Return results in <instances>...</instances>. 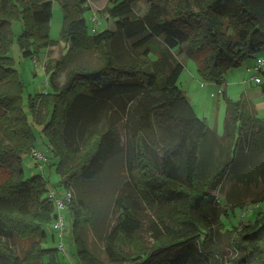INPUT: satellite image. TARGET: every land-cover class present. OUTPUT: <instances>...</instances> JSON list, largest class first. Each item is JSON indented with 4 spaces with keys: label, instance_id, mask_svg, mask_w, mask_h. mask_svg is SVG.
<instances>
[{
    "label": "trees",
    "instance_id": "16d2710c",
    "mask_svg": "<svg viewBox=\"0 0 264 264\" xmlns=\"http://www.w3.org/2000/svg\"><path fill=\"white\" fill-rule=\"evenodd\" d=\"M60 1L67 53L44 67L50 92L29 95L26 103V84L8 57L12 23L22 25V56L40 64V52L56 45L49 38L53 3L0 0V264H60L58 250L44 247L45 228L57 216L44 198L48 184L39 175L26 179L22 166L36 148L34 128L59 161L62 188L76 195L67 209L77 264H92L88 233L103 243L110 262L223 264L226 237L235 253L230 263L264 264V216L222 232L221 207L209 194L228 175L245 138L251 152L264 151V120L245 97L227 101L226 157L216 166L219 136L178 87L185 44L188 57L209 51L198 73L218 86L229 70L264 50V0H109L115 30L92 36L83 17L86 0ZM141 1L149 8L139 17ZM94 53L96 67L71 66ZM260 89L264 95V82ZM111 210L115 222L105 227ZM136 239L139 251H118Z\"/></svg>",
    "mask_w": 264,
    "mask_h": 264
},
{
    "label": "rangeland",
    "instance_id": "374dc122",
    "mask_svg": "<svg viewBox=\"0 0 264 264\" xmlns=\"http://www.w3.org/2000/svg\"><path fill=\"white\" fill-rule=\"evenodd\" d=\"M108 1L109 0H86L83 17L86 20V31L89 36L94 34V29H97V32L115 30L114 22L109 18L107 13V9L110 6ZM51 2L53 3V16L49 25V38L50 41L56 45L40 52L39 69L35 68L31 58H25L22 56L18 46V36L23 32L22 25L19 21H14L12 23L14 39L8 57L12 59L14 69L19 72L21 80L26 84L27 91L24 95L25 102L29 95H47L50 92V88H47L46 85L47 77L42 67L44 68L48 62L56 61L67 53V47L63 40L64 19L62 3L60 0H51ZM148 8L149 3L141 1L136 7V14L139 17H142L147 12ZM93 18H96L99 21V26L98 23L93 22ZM181 48L182 54L179 59L184 65V71L179 79L178 87L184 92L185 96L189 95V98L192 99L191 106L196 112L198 118L205 119L208 126L216 130L217 135L219 136L217 142L214 144L212 153L214 158H212V161L217 166L218 163L223 161L226 157V152L223 150L222 145L224 141L221 140V137L224 132L223 123L226 115L227 101L238 102L243 97H249L253 93H257V95L260 96V87L264 82V66L262 68V73L258 74L262 79L260 85L253 82V77H255L257 73H255L254 76V73H249L247 68L253 67L258 59H264V50L251 57L245 58L241 61L238 68L229 70L226 73L224 76V85L228 86V91L224 96L218 95L219 87H217L216 84L214 85L213 83L205 81L198 73V63L202 62L209 56V51L204 50L201 54L192 58L187 55L188 50H190L187 44L181 46ZM97 59L98 55L95 53L79 56L71 66L84 68L96 67ZM65 75V71L59 74L60 84L65 82ZM258 102H260V100L255 103ZM255 108L256 116L264 120V106L259 105ZM28 117L30 122H32L33 120L29 113ZM34 131L36 135L35 147L39 153L46 155V157L50 159V163L43 164L42 168H39L31 156H25L22 160L25 178L31 179V177L35 175L43 176L48 186H51L60 198L62 197L64 189L61 186V175L58 172L59 161L56 160L50 152L48 142L41 129L34 128ZM210 148L211 147L207 145L205 151ZM209 194L217 199L221 207L222 216L220 223L224 229L222 232L238 231L242 230L244 226L254 224L259 217L264 216V151L257 155L254 152H251L250 139L249 137L245 138L238 149L235 164L230 169L228 175L216 185L214 190L209 191ZM47 195L46 192L44 198H48ZM110 195H112V192H110ZM75 200L76 195L74 201ZM62 215L66 220V227L64 230L65 239L63 241L65 252L62 253L60 251L59 235L57 234L58 232L53 231L52 225L45 228L47 238L44 241V247L58 250L57 257L60 264H77L78 258L76 257V247L71 240L69 233L72 220L68 209L63 210ZM114 222L115 217L111 210L106 217L105 227L112 226ZM93 234H86L89 240V249L92 252V255L97 258L94 261L92 256V264L135 263L124 260L114 262L108 261L103 243L95 237V234ZM143 238L146 242H151V236L149 233H145ZM227 244H229L228 240L224 237L223 245L225 259L223 264H232L230 262L235 258V253ZM140 249L141 246L136 239L131 243L123 244L118 251L122 255H128L135 253Z\"/></svg>",
    "mask_w": 264,
    "mask_h": 264
},
{
    "label": "built area",
    "instance_id": "2783aa9c",
    "mask_svg": "<svg viewBox=\"0 0 264 264\" xmlns=\"http://www.w3.org/2000/svg\"><path fill=\"white\" fill-rule=\"evenodd\" d=\"M93 22L98 23V26L100 25L99 21L96 18H93ZM93 32L97 33V29H94ZM33 65L35 66L36 69L40 68V64L35 58L33 59ZM263 66H264V59H258L253 67H249L247 69L249 73H254V76L255 73H257V75L253 77V82H255L257 85H260L262 83V79L260 76H258V74L262 73ZM42 69L44 70L43 67ZM223 93H224L223 89L219 88L218 95H223ZM30 156L34 159L37 167L39 168H42L43 164L50 163V159H48L46 155L39 153L36 148L31 150ZM47 194H48L47 195L48 199L53 201L57 213L56 219L52 224V226L56 230H58L60 235L59 237L62 238L63 230L65 228V218L62 215V211L67 209L69 204H71L74 201L75 194L71 188H68V189H64V191L62 192V197L59 198V196L51 188V186H47ZM63 249H64L63 244L60 243V250L63 251Z\"/></svg>",
    "mask_w": 264,
    "mask_h": 264
},
{
    "label": "crops",
    "instance_id": "0c3cea01",
    "mask_svg": "<svg viewBox=\"0 0 264 264\" xmlns=\"http://www.w3.org/2000/svg\"><path fill=\"white\" fill-rule=\"evenodd\" d=\"M249 68V67H248ZM247 68V69H248ZM214 84V83H213ZM225 84V83H224ZM215 85V84H214ZM217 87H219V88H221V89H223L224 90V94H226L227 93V91H228V86L227 85H223V86H218V85H216ZM219 91V90H218ZM223 94V95H224ZM187 97V99L189 100V102H190V104H191V100L192 99H190L189 98V95H187L186 96ZM245 98L249 101V102H251L252 103V105L254 106V108L255 107H257V106H259V105H263L264 106V95H263V93L261 92V89H260V96H258L257 95V93H253L252 95H250L249 97H247V96H245ZM263 98V99H262ZM260 100V102H258V103H255L256 101H259ZM192 105V104H191ZM255 110H256V108H255Z\"/></svg>",
    "mask_w": 264,
    "mask_h": 264
}]
</instances>
